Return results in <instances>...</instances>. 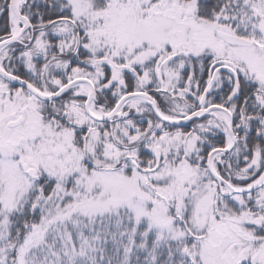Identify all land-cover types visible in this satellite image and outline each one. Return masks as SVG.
I'll use <instances>...</instances> for the list:
<instances>
[{
	"label": "snow or ice",
	"instance_id": "obj_1",
	"mask_svg": "<svg viewBox=\"0 0 264 264\" xmlns=\"http://www.w3.org/2000/svg\"><path fill=\"white\" fill-rule=\"evenodd\" d=\"M0 264H264V0H0Z\"/></svg>",
	"mask_w": 264,
	"mask_h": 264
}]
</instances>
